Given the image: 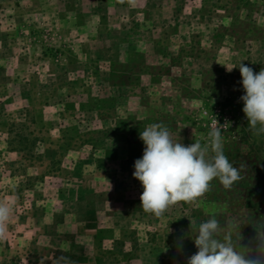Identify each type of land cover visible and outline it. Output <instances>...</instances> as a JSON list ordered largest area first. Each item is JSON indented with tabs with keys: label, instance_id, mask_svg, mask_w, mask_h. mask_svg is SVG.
<instances>
[{
	"label": "rangeland",
	"instance_id": "374dc122",
	"mask_svg": "<svg viewBox=\"0 0 264 264\" xmlns=\"http://www.w3.org/2000/svg\"><path fill=\"white\" fill-rule=\"evenodd\" d=\"M240 62L264 68V0H0V200L15 204L0 264H187L165 234L212 216L242 245L264 234V194L249 201L214 179L157 218L126 165L145 147L131 128L163 124L187 146L218 122L234 167L264 178L250 168L264 135L249 130L239 68L227 69ZM12 122L33 132L32 149L10 142Z\"/></svg>",
	"mask_w": 264,
	"mask_h": 264
},
{
	"label": "clouds",
	"instance_id": "9594fccd",
	"mask_svg": "<svg viewBox=\"0 0 264 264\" xmlns=\"http://www.w3.org/2000/svg\"><path fill=\"white\" fill-rule=\"evenodd\" d=\"M244 95L243 113L249 130L264 135V68L258 73L240 62ZM217 122V120H216ZM212 128L206 142L199 140L185 146L173 140L163 124H151L140 131L145 145L142 158L135 160L133 177L143 188L140 195L142 210L157 218L172 206L183 202H197L211 190V182L218 179L225 189L242 179L240 169L234 167L224 153L222 131L224 125ZM15 204L0 200V241L7 238L14 218ZM234 226H222L212 216L197 227L194 244L197 252L187 264H264V234L258 235L248 245H242L240 232L233 239ZM56 264H71L61 256Z\"/></svg>",
	"mask_w": 264,
	"mask_h": 264
},
{
	"label": "trees",
	"instance_id": "16d2710c",
	"mask_svg": "<svg viewBox=\"0 0 264 264\" xmlns=\"http://www.w3.org/2000/svg\"><path fill=\"white\" fill-rule=\"evenodd\" d=\"M218 6V5H216ZM14 124H18L20 127L17 129V127H14ZM26 127L24 124L21 122H15V123H10L9 128H8V133L12 134V139L11 141L17 140L19 143H24L26 145H29L27 147H31L32 149V144L33 140L35 139L30 138L29 135L30 133H33L32 131H27ZM108 130L110 129H102L97 130L96 134H103L107 135ZM132 131H135L136 136L134 137L135 141V147L141 152L143 150V141L139 138L140 131L142 129L139 128H131ZM235 136V135H234ZM233 136V137H234ZM130 140V139H129ZM30 141V143H28ZM132 141V140H131ZM9 142V141H8ZM9 142V143H10ZM127 144L130 143V141L126 140ZM22 144V145H24ZM130 145V144H129ZM134 147L129 146L127 147L128 152H131ZM225 155L228 157L229 161L233 164L236 165V163L239 161L241 163V157L238 152H233L231 150H228L226 146L223 147ZM32 156V154H30ZM140 157V156H137ZM132 162V163H131ZM259 165L254 164L253 162L251 163V170L257 172V173H264V162L258 161ZM134 163V159L132 158V161L129 160V157L126 159V165L130 168V171L133 172L134 168L131 164ZM242 179H240L238 182L234 184V186H238L242 188V191H246L248 194V199L251 201V197L254 195L261 196L264 194V178L256 177L254 174H249L248 176L242 175ZM257 180V181H256ZM259 205V203H258ZM196 236V231H186V232H170L165 234V239H164V244L168 249L171 250H177L185 254V259L186 261L184 263H187L188 258L195 254L197 252V248L194 244V238Z\"/></svg>",
	"mask_w": 264,
	"mask_h": 264
}]
</instances>
